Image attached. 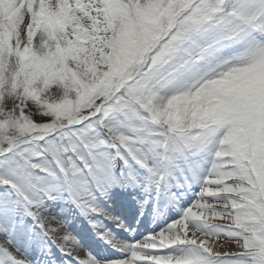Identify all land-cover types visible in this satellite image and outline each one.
I'll list each match as a JSON object with an SVG mask.
<instances>
[{"label":"snow or ice","instance_id":"6c2138e0","mask_svg":"<svg viewBox=\"0 0 264 264\" xmlns=\"http://www.w3.org/2000/svg\"><path fill=\"white\" fill-rule=\"evenodd\" d=\"M0 264H264V0H0Z\"/></svg>","mask_w":264,"mask_h":264},{"label":"bare ground","instance_id":"6f19581e","mask_svg":"<svg viewBox=\"0 0 264 264\" xmlns=\"http://www.w3.org/2000/svg\"><path fill=\"white\" fill-rule=\"evenodd\" d=\"M57 227L60 228V231L55 233L56 236H61L63 235L65 232H71L72 231V228L71 227H68V226H64V225H56ZM87 226V225H85ZM77 229L79 228V226H76ZM85 253H81V255H84Z\"/></svg>","mask_w":264,"mask_h":264}]
</instances>
